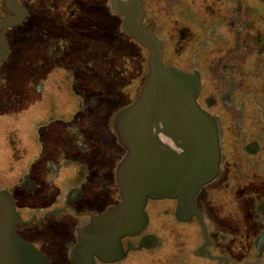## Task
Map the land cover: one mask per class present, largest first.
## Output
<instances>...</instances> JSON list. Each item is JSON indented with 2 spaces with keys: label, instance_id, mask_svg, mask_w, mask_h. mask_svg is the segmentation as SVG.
Listing matches in <instances>:
<instances>
[{
  "label": "flooded vegetation",
  "instance_id": "af4514ba",
  "mask_svg": "<svg viewBox=\"0 0 264 264\" xmlns=\"http://www.w3.org/2000/svg\"><path fill=\"white\" fill-rule=\"evenodd\" d=\"M128 1L0 0V264H264V0H140L162 65L198 82L218 161L134 230L105 220L121 204L115 119L149 57L122 29Z\"/></svg>",
  "mask_w": 264,
  "mask_h": 264
},
{
  "label": "water",
  "instance_id": "95a60500",
  "mask_svg": "<svg viewBox=\"0 0 264 264\" xmlns=\"http://www.w3.org/2000/svg\"><path fill=\"white\" fill-rule=\"evenodd\" d=\"M116 12L124 18V33L149 52L146 79L137 98L115 119L119 144L125 150L116 170L121 204L105 215V220L124 222L134 230L145 222L148 200H193L217 171L218 148L214 122L195 102L197 80L162 65L159 45L140 26V0L118 2ZM159 132L171 139L179 154L160 143Z\"/></svg>",
  "mask_w": 264,
  "mask_h": 264
}]
</instances>
